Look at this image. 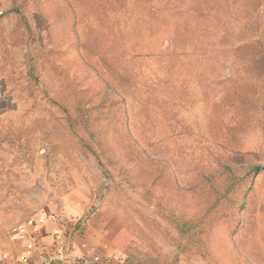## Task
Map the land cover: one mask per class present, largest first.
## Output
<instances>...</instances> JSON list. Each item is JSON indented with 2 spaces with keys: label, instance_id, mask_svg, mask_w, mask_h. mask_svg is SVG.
<instances>
[{
  "label": "rangeland",
  "instance_id": "obj_1",
  "mask_svg": "<svg viewBox=\"0 0 264 264\" xmlns=\"http://www.w3.org/2000/svg\"><path fill=\"white\" fill-rule=\"evenodd\" d=\"M14 1L0 236L66 210L100 264H264V0Z\"/></svg>",
  "mask_w": 264,
  "mask_h": 264
},
{
  "label": "crops",
  "instance_id": "obj_2",
  "mask_svg": "<svg viewBox=\"0 0 264 264\" xmlns=\"http://www.w3.org/2000/svg\"><path fill=\"white\" fill-rule=\"evenodd\" d=\"M2 4L13 5L12 0ZM6 78L0 66V100L6 96ZM63 215L77 216L66 210L41 212L17 231L0 236V264H100L94 245L78 232V223L73 228L71 219L61 222Z\"/></svg>",
  "mask_w": 264,
  "mask_h": 264
},
{
  "label": "trees",
  "instance_id": "obj_3",
  "mask_svg": "<svg viewBox=\"0 0 264 264\" xmlns=\"http://www.w3.org/2000/svg\"><path fill=\"white\" fill-rule=\"evenodd\" d=\"M14 2H15V1H14V0H12V3H13V4H14Z\"/></svg>",
  "mask_w": 264,
  "mask_h": 264
}]
</instances>
